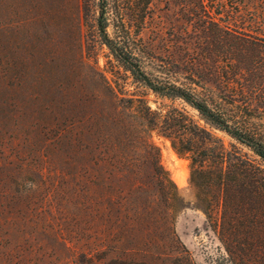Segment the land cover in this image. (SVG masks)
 <instances>
[{
    "label": "rangeland",
    "instance_id": "obj_1",
    "mask_svg": "<svg viewBox=\"0 0 264 264\" xmlns=\"http://www.w3.org/2000/svg\"><path fill=\"white\" fill-rule=\"evenodd\" d=\"M100 11L99 0H80L69 8L67 22L49 20L51 51L70 57L79 52L107 105L110 83L121 98L145 95L153 110L185 109L209 127L182 101L163 99L135 83L101 41ZM109 11V33L123 35L142 49L148 72L158 74L166 66L176 83H195L203 95L225 99L226 107L263 133V0H113ZM4 110L0 112V264H105L128 258L171 264V257H176L173 251L193 264H263L262 251L261 257H235L228 252L216 215L212 217L209 210L214 201L199 199L191 182L190 160L179 156L168 139L153 134L161 163L181 197L171 219H165L167 231L99 222L101 215H118L111 207L95 209L86 223L72 205L75 173H80L84 192L91 187L108 198L128 185L126 179L86 160H45L54 149L43 143L29 149L24 134L8 126ZM212 131L228 148L233 145L259 161L245 145ZM98 173L102 178L89 183L87 179ZM149 177L142 173L129 182L141 187L137 196H147ZM135 237L141 240L136 242L139 251L133 252Z\"/></svg>",
    "mask_w": 264,
    "mask_h": 264
},
{
    "label": "trees",
    "instance_id": "obj_2",
    "mask_svg": "<svg viewBox=\"0 0 264 264\" xmlns=\"http://www.w3.org/2000/svg\"><path fill=\"white\" fill-rule=\"evenodd\" d=\"M77 1L0 0V112L5 109L8 126L24 134L29 149L39 143L53 148L45 160H86L107 174L117 172L126 179L128 185L112 191L108 198L91 187L84 192L76 172L72 205L80 221L87 223L99 207H111L118 215H101L99 222L165 231V219H171L181 197L161 163L153 134L168 139L179 156L190 160L191 182L199 190V199L214 201L209 210L212 217L216 215L228 252L235 257H261L258 253L262 251L264 264V130L235 115L225 99L203 95L197 84L176 83L166 66L158 74L148 72L142 49L133 47L123 35L109 33L113 0H99V36L121 67L144 89L163 99L180 100L197 111L209 127L185 109L153 110L145 95L121 98L110 83V95L105 92L107 105L79 52L70 57L50 49L46 23L51 19L54 24L67 22L69 8ZM121 26L124 33L122 20ZM213 129L245 145L259 161L233 145L228 148ZM142 173L151 176L146 197L137 196L141 187L129 183ZM101 178L98 173L87 180L95 183ZM132 240L133 252L139 251L136 242L141 239ZM173 252L176 257H171V264H193L189 257H178L181 252ZM105 264L151 263L128 258Z\"/></svg>",
    "mask_w": 264,
    "mask_h": 264
}]
</instances>
